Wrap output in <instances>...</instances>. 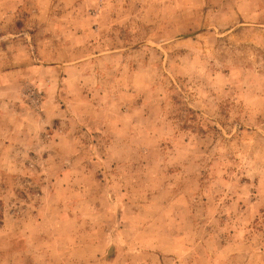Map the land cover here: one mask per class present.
Instances as JSON below:
<instances>
[{
  "label": "rangeland",
  "instance_id": "obj_1",
  "mask_svg": "<svg viewBox=\"0 0 264 264\" xmlns=\"http://www.w3.org/2000/svg\"><path fill=\"white\" fill-rule=\"evenodd\" d=\"M0 264H264V0H0Z\"/></svg>",
  "mask_w": 264,
  "mask_h": 264
}]
</instances>
